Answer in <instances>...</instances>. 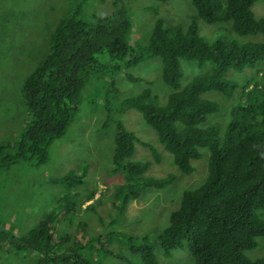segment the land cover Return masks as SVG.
<instances>
[{"label": "trees", "instance_id": "16d2710c", "mask_svg": "<svg viewBox=\"0 0 264 264\" xmlns=\"http://www.w3.org/2000/svg\"><path fill=\"white\" fill-rule=\"evenodd\" d=\"M86 1L81 0L58 22L48 53L24 80L21 94L31 115L30 125L15 141L0 144V171L20 162L47 163L51 144L66 133L92 76L114 72L118 60L135 65L145 56H158L161 78L173 88L167 102L159 105L157 95L146 88L127 98L125 104L142 113L181 172H193L192 161L202 157V150L208 151L206 177L198 186L183 190L179 206L170 212L168 226L158 234L163 255L172 257L174 249L186 247L193 264H264V257L251 259L245 253L264 237V83L251 80L241 84L226 77L230 68L239 72L257 68L264 61V42H207L195 24L186 28L165 25L163 18L157 17L148 43L139 46L131 43L133 25L127 16L113 13L82 18ZM257 1L192 0V4L197 17L207 23L229 22L233 32L255 35L264 33V16L256 17L252 9ZM181 59L194 61L199 67L211 63L212 70L193 76L182 86ZM238 88L240 103L231 108L224 132L220 133L218 122L203 126L219 111V103L204 94L217 91L232 99ZM114 141L113 165L126 172V182L117 187L118 192L126 190L124 204L137 198L145 187L162 188L174 180L175 175L159 179L147 176L149 162L129 159L136 142L148 148L149 144L121 122ZM76 177V171L71 170L52 182L70 184ZM72 198L70 194L62 196L26 236L14 237L12 245L17 250L34 251L37 264H96L73 247L63 248L66 239L55 236L58 217ZM114 235L99 236L88 244L98 245L104 255L133 264L122 252L105 248L106 239ZM118 237L126 240L142 264H158L148 236Z\"/></svg>", "mask_w": 264, "mask_h": 264}, {"label": "rangeland", "instance_id": "374dc122", "mask_svg": "<svg viewBox=\"0 0 264 264\" xmlns=\"http://www.w3.org/2000/svg\"><path fill=\"white\" fill-rule=\"evenodd\" d=\"M80 1L0 0V144L15 141L30 125L31 115L21 86L48 53L49 40L58 22L70 15ZM252 9L256 17L264 16V0H258ZM113 13L131 20L130 40L139 46L148 43L157 17L163 18L165 25L186 28L193 23L207 42L218 39L264 42V33L240 35L232 31L229 22L203 21L197 17L192 0H87L80 15L90 20L93 14ZM116 62L117 70L96 74L86 83L79 110L66 133L51 144L47 163L36 166L33 161L20 162L0 171V264H37L34 251L17 250L10 241L16 236H26L66 194L74 198L59 215L54 229L57 238L66 239L63 248L73 247L96 264H127L102 254L98 245L88 244L99 236L115 233L106 239L105 248L122 252L133 264H142L139 255L132 253L126 240L118 234L146 235L158 264H193L186 247L174 249L172 257H165L158 234L168 226L170 212L179 206L183 190L198 186L206 177L208 151L202 150V157L192 161L193 172H181L142 113L125 104L127 98L146 88L157 95L159 105L167 102L173 88L161 78L160 57L145 56L135 65H127L125 59ZM180 64L182 86L193 76L207 75L212 70L211 63L199 67L194 61L181 59ZM128 74L139 80L130 79ZM226 77L241 84L256 80L262 85L264 61L255 69L245 68L241 72L230 68ZM204 96L216 100L219 111L209 116L203 126L218 122L222 134L231 108L240 103L241 90L238 88L232 99L217 91ZM118 122L149 144L148 148L136 142L129 158L149 162L145 175L157 179L175 175L162 188L145 187L137 198L129 199L126 204L123 202L126 190H117L126 182V172L116 170L112 161ZM71 170L77 173L76 181L52 182ZM93 192V198L88 200ZM245 253L251 259L264 257V237L258 239L257 247Z\"/></svg>", "mask_w": 264, "mask_h": 264}]
</instances>
